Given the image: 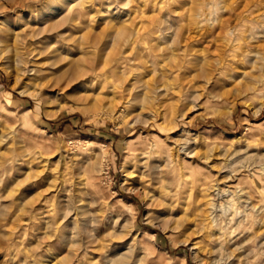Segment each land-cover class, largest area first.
Segmentation results:
<instances>
[{
  "label": "rangeland",
  "instance_id": "obj_1",
  "mask_svg": "<svg viewBox=\"0 0 264 264\" xmlns=\"http://www.w3.org/2000/svg\"><path fill=\"white\" fill-rule=\"evenodd\" d=\"M52 1L0 0V25L60 20ZM170 1L94 0L81 23L36 43L46 63L63 65L116 46L122 73L109 80L91 73L62 90L68 82L51 86L56 72L34 97L21 92L42 79L22 80L0 59V264H264V48L255 68L254 55L231 56L250 33L252 51L264 43V0ZM121 23L139 27L123 43ZM172 48L182 68L162 79L177 63ZM154 161L198 182L216 224L234 219L225 239L206 246L205 226L172 232L177 212L148 208L136 176Z\"/></svg>",
  "mask_w": 264,
  "mask_h": 264
},
{
  "label": "bare ground",
  "instance_id": "obj_2",
  "mask_svg": "<svg viewBox=\"0 0 264 264\" xmlns=\"http://www.w3.org/2000/svg\"><path fill=\"white\" fill-rule=\"evenodd\" d=\"M92 1H94V0H53L52 3L54 4V6L57 7L61 11L62 15L64 14L60 20L51 21L50 19L42 18V20L39 23H37L35 26L34 25L28 26L29 24L27 22L23 25H19L16 23L13 27H8L9 25L7 27L1 26L2 24L0 25V59H3L4 61L6 60L5 64L4 65L1 64V66L5 69L6 72H8V70H10V67H11V66H9L10 65L9 63H12L14 65V67H16V72H17L18 78H21L22 80H23V78H25L26 80L34 83V81H31L33 78H35V79L37 78L38 80L42 79L40 83H38V81H37V83L35 82L36 83V84H34V87H36L35 91H33L31 93H29L28 90L22 91L21 92L22 94H28V95L34 96V97H39V96L43 97L45 91H47L48 88H53V87H49V85H50V82L53 78V77L51 78V75L54 76V74L56 72L58 75L56 74V77L54 76L55 79H53L54 81H53L51 86H54V87L57 86L58 88H60L61 84H65L66 82H68L67 85H65V87L63 86L62 90L66 89V87L69 86L71 82L74 81L73 83H75V81H78V79L80 80L81 78L88 76V74H91V73L93 75L95 74L96 76L106 77L108 80L116 77V75L118 73H120L119 72L120 67L119 66L116 67L117 65L114 67V65H113L117 59V56L121 55V52H120L121 49H119L120 53H118L117 50L115 49L116 46L114 48H112V51H114L113 53L108 51L109 54L108 55L106 54L107 56H104L102 58L99 57L96 60L94 59L93 61L88 62L84 57H79L67 65L62 64V62L65 60L64 58H62V56L61 57L60 56L55 57L54 59L51 60V63H49V64L46 63L43 60L44 52H42L41 50H39L36 47V43L38 42V40L41 38L42 35L50 33V32H57L60 29H62L64 26H71L75 23L76 24L81 23L82 18L84 16H86V11L83 12V10L86 7H88L89 3H91ZM124 3H125V1H124ZM168 10H170V9H168ZM239 16L236 19L239 20L240 19ZM24 19H25V17L21 18V20H24ZM121 24H123V26L120 28V30L116 27L117 30H119L118 31V39L119 40L123 39V37L127 34V31H129L126 28V25L124 23H121ZM132 26L134 27V25H132ZM241 27L242 26H237L235 28V31L231 33L234 36V39H232L233 43L235 41L240 40L239 39L240 35H242L241 34ZM137 28H139V27H136L135 29L137 30ZM135 29H133L132 31H134ZM148 29L147 30L143 29V30H145L144 34L146 33V31H148ZM177 30H179V29H177ZM132 31L130 30L129 32L132 33ZM140 32H142V31L139 30V32L135 33V35L137 34V36H139L141 34ZM249 32H247V34ZM154 34H156V33H154ZM175 34H174V36H175ZM130 35L131 34L129 33V39H130ZM178 36H179V34L176 35L175 38L172 37L174 40H172V38L170 39L171 41H173V45H175L174 43L177 42L176 39L179 38ZM246 38H247L246 45L244 47L240 46L237 49H232V55L231 56L234 59H236L238 56L245 59V58L249 57V55H254L253 60H252L250 65L253 68H255L256 65L260 64L262 61L260 50L262 48H264V43L262 42V43L258 44L257 46H255L256 50L252 51L253 48H252V45L250 44V42L255 40L257 37H255V35L250 33L249 36H246ZM84 39H86V38L84 37ZM126 39L128 40V38H126ZM142 40H143V38H142ZM118 42H120V41H118ZM122 43H123V41H122ZM126 43H128V42H126ZM178 43H179V41H178ZM170 44H172V43H170ZM123 45H125V44H123ZM166 49H168V48H166ZM110 50H111V48H110ZM168 50H170V48ZM237 50H240V54L237 52ZM224 52H225V50H224ZM179 54L180 53L176 49L172 48L171 55L174 57V59L177 63H175L172 67L167 66L168 69H166L165 72H163L162 79H164L168 73L169 74L173 73L174 70L178 71L182 68L179 64V62H181V59H179V56H180ZM182 54L183 55L185 54L184 51ZM122 55H124V54H122ZM183 55H182V57H184ZM118 58H119V56H118ZM223 58H224V56H223ZM216 62H217V65L220 67L222 65H224L223 64L224 59L217 60ZM143 65H144V63H143ZM214 66L215 65H213V64H209V66H207V67H209V69L211 71H213V70H216ZM132 68H134V67H132ZM164 68H166V67L164 66ZM126 69H125L126 72L124 73L123 76L125 77V80L127 81V79L130 77V75L128 77L130 69H128V70H126ZM205 72H207V71L205 70ZM90 76L92 77V75H90ZM233 78H235V76H231V79H233ZM237 80L235 82H237ZM239 80H241V79L239 78ZM73 83H71V84L73 85ZM32 86H33V84H32ZM147 88L150 90L149 87H147ZM144 94H145V96L147 95L146 93H144ZM45 100H46V104L50 103L49 99L45 98ZM85 111H88V109L85 108ZM44 114L48 118L54 117V115L52 113H49V112H45ZM140 153L145 154L146 150L141 149ZM146 160H147L146 162H150L149 159H146ZM140 161H142V160H140ZM158 163L159 162H156V161L149 163V165H147V167H148V171H147L148 173L147 174L141 170L137 171L138 175L136 177H138V178L136 180L138 182L136 181V183H138L137 185L139 188H136V189L137 190L140 189L142 191L141 193L143 194V196L145 198H147V197L149 198L150 203L148 204V208L152 209L154 211H157V209L159 211L160 210L159 208H163V211H165L164 214L170 213L171 215H172V213L177 212L179 217L178 218H175V217L172 218L173 224L170 227L171 228L170 230L172 232L177 231V230L187 226L188 223H193L192 227L195 228V230L198 229L200 225L205 226L203 228V230L200 231V233L203 231L205 232L203 240H204V244L206 246L210 245L209 243L221 241V239L226 236V233H228V232H226V230H227L228 226L231 225V223L234 221V219L233 218L229 219V223L226 222L227 225L222 226L221 224L220 225L216 224V221L213 218H211V215H209L206 212V210L204 211L203 208L201 209V207L198 205L199 203H201V201H200L201 197L199 196V193L196 191V188H198V182L192 181L191 183H189L186 180V175L183 174L185 172V170H184V172H182L180 170H177V169L170 167L169 165L162 166L161 164H158ZM146 169L147 168H145V170ZM131 174H133V173H131ZM79 176H81V175H79ZM143 176H145V177H143ZM147 183L151 184L150 186H152V187L147 185ZM150 188H152V189L149 190ZM187 193H189L188 196H186ZM206 204H208V201ZM209 205H211V204H209ZM209 205H207V206H209ZM203 207H204V204H203ZM164 208H165V210H164ZM179 211H180V213H179ZM210 214H212V213H210ZM192 227H190L187 230H191ZM199 229L197 230V232L199 231ZM224 231L226 233H224ZM88 232H89V230H88ZM90 232H92V231H90ZM192 232H195V231H192ZM83 233H84V231H83ZM201 236H203V234ZM200 239H202V238H200ZM194 246L195 247H193V250H199L200 249V248H198V243L194 244ZM199 246H202V244Z\"/></svg>",
  "mask_w": 264,
  "mask_h": 264
}]
</instances>
